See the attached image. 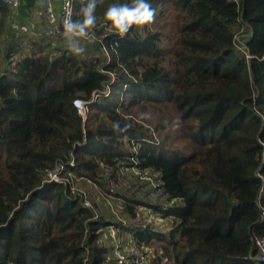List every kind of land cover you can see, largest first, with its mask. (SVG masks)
Returning <instances> with one entry per match:
<instances>
[{
  "label": "trees",
  "instance_id": "trees-1",
  "mask_svg": "<svg viewBox=\"0 0 264 264\" xmlns=\"http://www.w3.org/2000/svg\"><path fill=\"white\" fill-rule=\"evenodd\" d=\"M89 2L74 0L72 25ZM147 2L155 19L121 34L105 13L134 0H98L87 32L107 59L74 52L68 33L22 52L0 1V264H115L108 225L152 246L151 264H264V0ZM128 168L155 173L158 193L130 199L124 220L71 189L68 175L109 193ZM140 205L167 230L138 221Z\"/></svg>",
  "mask_w": 264,
  "mask_h": 264
},
{
  "label": "rangeland",
  "instance_id": "rangeland-1",
  "mask_svg": "<svg viewBox=\"0 0 264 264\" xmlns=\"http://www.w3.org/2000/svg\"><path fill=\"white\" fill-rule=\"evenodd\" d=\"M9 12V11H8ZM1 16V14H0ZM8 17V15H7ZM11 15H9L8 19H11ZM15 20V19H14ZM1 21V18H0ZM22 24V23H21ZM19 24V25H21ZM17 24H15L16 28L21 29ZM5 29V28H4ZM15 27L11 29V33H17V30L15 31ZM6 29L5 32H1L0 34V44L4 45L6 47L8 45V42L10 40V35L6 36ZM21 31V30H20ZM244 33L243 28L238 27L237 28V34L235 36V45L237 46L238 50L241 52L246 51L245 47V40L242 37V34ZM7 37V38H6ZM26 39V41H24ZM36 36L31 35L30 38H28V35L23 37L22 41L19 42L24 48H22V52H29L32 49L33 50H41L39 49V46L37 48V45L34 44L33 42H28L30 40L32 41H37L35 40ZM4 40V42H3ZM28 40V41H27ZM24 41V42H23ZM72 44L74 41H70ZM70 43V44H71ZM100 41H96L93 37L90 35H86L85 39L82 38V41L78 44H73L76 46H80V48L87 47V48H92L94 47L93 54L94 55H99V52L104 53L105 50L103 47L100 45ZM72 45V48H73ZM106 57H108V54L105 52L104 53ZM1 68V65H0ZM78 105L80 107V110L82 113H85L84 108L82 109V102H78ZM71 178H69L70 182L72 181V190H77L80 191L84 194L85 196V202L86 204H91L94 203L98 207L99 213L105 214L109 218H114V219H125L127 215L123 212V208L126 206V204H131L129 202L130 199L132 198H142L146 195V192H148V188L152 187L151 194H157L158 189H155L157 187V175L153 172H139L135 169L128 168L124 169L121 172V177L119 178L118 183H113L109 185V193L105 192L102 187L94 184H90L87 181H83L81 178H74L72 175H68ZM67 178H63V180H66ZM148 187V188H147ZM115 191H120L121 195H125L127 197H122V196H116ZM149 194V193H148ZM137 211H138V221L143 222V223H151L152 227L157 230H167L168 228V223L167 220L161 218L158 214L152 212L150 209L144 207V206H137ZM108 228H101V231L103 232L101 235V240L99 241L100 244L102 243L104 246L108 247V256H112L114 258L113 251L111 252V245H118V246H124L128 243V239H131L133 244L135 245L134 240L132 239L131 235L128 234H119L118 230L112 226L108 225ZM127 237V238H126ZM115 249V248H114ZM138 251L141 253L143 252L146 256L145 259L147 263L145 264H151V258L153 257V247L152 246H141L140 248H137ZM123 248L120 249L122 251ZM107 256V257H108ZM115 259V258H114ZM116 264V263H115Z\"/></svg>",
  "mask_w": 264,
  "mask_h": 264
},
{
  "label": "built area",
  "instance_id": "built-area-1",
  "mask_svg": "<svg viewBox=\"0 0 264 264\" xmlns=\"http://www.w3.org/2000/svg\"><path fill=\"white\" fill-rule=\"evenodd\" d=\"M2 1L10 9L12 13H15L19 9V7L21 6V2H22V0H2ZM59 2H60V11L59 13H57L54 8L53 0H43V6L47 13L48 25H49L46 33L53 37L60 36L64 33H68L72 36V41H74L73 44L74 43L78 44L80 43V40L78 38L85 39V36H75L72 32H68L65 26L66 24H71L74 0H59ZM87 35H90L91 37L96 39V41L98 40L100 42L102 41L101 38L97 39L91 33H88ZM80 46H77V47H80ZM107 59H110L109 55ZM83 108L85 110L84 102H82V109ZM70 165H74L73 160H71ZM66 166L67 165L63 162L59 163L56 169H53L47 173V180H61V178L59 177V173L62 170H66ZM259 177L262 180V184H263L262 191L264 192V176L259 175ZM260 217L262 220H264V208H261ZM132 242L133 241L131 239H128V243L122 247L118 245H116V247L115 245L114 246L111 245L110 251L111 252L113 251L114 258L117 264H145L146 263V259H145L146 255L143 252L140 253L136 245H134ZM253 244L257 250L254 256V260L257 261L258 263H264V237L254 238ZM121 248H123L122 251H120Z\"/></svg>",
  "mask_w": 264,
  "mask_h": 264
},
{
  "label": "clouds",
  "instance_id": "clouds-1",
  "mask_svg": "<svg viewBox=\"0 0 264 264\" xmlns=\"http://www.w3.org/2000/svg\"><path fill=\"white\" fill-rule=\"evenodd\" d=\"M98 0H90L86 7L82 8L83 21H77L76 24H66L68 32H72L75 36H86L87 29L94 26L96 18L94 11ZM135 6L130 7L124 5H112L105 13L106 19L111 22V26L124 34L129 31L133 25H144L155 19V10L147 0H134ZM74 52L80 53L84 48L73 45Z\"/></svg>",
  "mask_w": 264,
  "mask_h": 264
},
{
  "label": "crops",
  "instance_id": "crops-1",
  "mask_svg": "<svg viewBox=\"0 0 264 264\" xmlns=\"http://www.w3.org/2000/svg\"><path fill=\"white\" fill-rule=\"evenodd\" d=\"M0 1L3 2L2 0H0ZM37 2L38 3H37L36 8H31V9L28 8L24 11H22L20 9V10H17L15 13H12L9 10L10 11L9 14L12 16L10 19L12 21L11 24H13V28L15 27L16 30L18 29L17 33H14V32L12 33L13 39H15L17 37L16 36L17 34H21V33H22L23 37L25 36V38H26V35H28V38H30L31 35H35L36 36L35 40H38V41L40 40V38L44 37L45 32L47 31V29L49 27L48 17H47V13H46V10H45L43 4L40 3L41 0H37ZM53 3H54V8H55L56 12L59 13V11H60L59 0H53ZM5 7H6V5H5ZM7 9H9V8L7 7ZM13 14H17V16L15 18L16 20H14ZM15 24H16V26H17V24L18 25L21 24V25H19V26H21L20 27L21 31L19 30V28H16ZM23 37L22 38H21V36L19 37L20 38L19 42L22 41ZM71 40H72V38L69 40L68 39L65 40V42H66L65 44L67 46L70 45ZM24 41H26V39ZM28 42H32V40H30ZM87 47H83L84 48L83 52L86 53L88 56L94 55L93 54L94 47H92V48H87ZM23 49H26V48L23 47Z\"/></svg>",
  "mask_w": 264,
  "mask_h": 264
},
{
  "label": "water",
  "instance_id": "water-1",
  "mask_svg": "<svg viewBox=\"0 0 264 264\" xmlns=\"http://www.w3.org/2000/svg\"><path fill=\"white\" fill-rule=\"evenodd\" d=\"M41 4H43V0H41V2H40Z\"/></svg>",
  "mask_w": 264,
  "mask_h": 264
}]
</instances>
